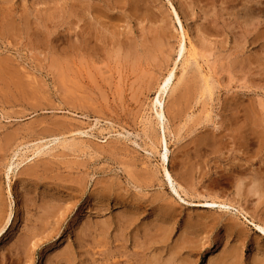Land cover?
Returning <instances> with one entry per match:
<instances>
[{"label":"rangeland","instance_id":"1","mask_svg":"<svg viewBox=\"0 0 264 264\" xmlns=\"http://www.w3.org/2000/svg\"><path fill=\"white\" fill-rule=\"evenodd\" d=\"M257 225L264 0H0V264H264Z\"/></svg>","mask_w":264,"mask_h":264},{"label":"bare ground","instance_id":"2","mask_svg":"<svg viewBox=\"0 0 264 264\" xmlns=\"http://www.w3.org/2000/svg\"><path fill=\"white\" fill-rule=\"evenodd\" d=\"M243 5V4H242ZM237 6V5H236ZM171 8H172V12L174 14V17L177 21V23L179 24L181 30H182V34H181V38H179L180 40L178 41L177 43V48L178 50L176 51L177 52V56H178V59H180L181 61V76L179 78L178 81H180L184 74L186 73L187 69L191 66H194L195 67V70L197 72V75H199L198 77L200 78V89H199V94H200V97L204 99V97H209L211 98L212 96V93H213V85H211V77L209 75V73L207 72H204L201 64H200V60L203 58V56L201 55V52L199 51V49L196 47V45L193 43V41L191 40V38L189 37V35L187 33L184 32L183 28H182V25H181V21H180V16L177 12V10L171 5ZM250 11V10H249ZM242 12V11H241ZM252 13V12H251ZM246 17V16H245ZM248 17V16H247ZM10 24V23H9ZM9 27V25H8ZM159 37V36H158ZM160 38V37H159ZM165 38V37H163ZM163 38H162V41H163ZM156 40V39H155ZM160 41V40H159ZM113 43V41H112ZM154 43V42H153ZM116 43H114L115 45ZM159 44V42H158ZM156 44V46L158 45ZM164 44V43H163ZM166 44V43H165ZM113 45V44H112ZM165 46V45H164ZM74 47H75V44H74ZM155 47V45H154ZM158 48V47H157ZM76 49V48H75ZM156 49V48H155ZM66 50V49H65ZM74 50V48H73ZM78 50V49H77ZM65 58V57H64ZM67 58V56H66ZM208 62V61H206ZM65 64H68V63H65ZM68 67V66H67ZM175 69V68H174ZM174 69L172 70H169V72L163 76V79L161 80L160 84L158 85V90H157V95L154 99L151 100V107L150 109L153 110L155 108V116L160 119V116H162L163 114V109H162V100H163V96L166 92V89L167 87L169 86L170 82L172 81V79L176 76L175 72H174ZM195 87V86H194ZM197 89V85H196V88L195 90ZM188 91V90H187ZM191 91V90H190ZM193 91V89H192ZM197 91V90H196ZM195 91V92H196ZM194 92V93H195ZM189 94V93H188ZM186 96V95H185ZM208 113V112H207ZM155 117V118H156ZM163 117V116H162ZM246 118V116H245ZM248 118V117H247ZM157 119V120H158ZM162 119V118H161ZM160 119V120H161ZM249 121V119H248ZM159 123V122H158ZM251 123V122H250ZM252 132V131H251ZM253 133V132H252ZM261 134V133H260ZM255 135V134H254ZM162 143H163V154H162V161L163 163L166 162L167 160V142H166V139H165V136L164 138H162ZM160 145H161V142H160ZM164 174H165V177L167 178V180L171 181V176L169 174V172L164 169ZM259 174V173H258ZM261 174V172H260ZM259 174V175H260ZM257 176V175H256ZM258 178V177H257ZM261 183V182H260ZM237 184V183H236ZM239 185V183H238ZM237 187V186H236ZM255 191V190H254ZM212 205H214V202L211 203ZM224 206V204H221ZM257 228V230L261 231L264 233V227L260 226V225H257L255 226ZM10 260V259H9ZM10 263V262H9ZM11 264V263H10ZM165 264V263H164ZM170 264V263H169Z\"/></svg>","mask_w":264,"mask_h":264}]
</instances>
